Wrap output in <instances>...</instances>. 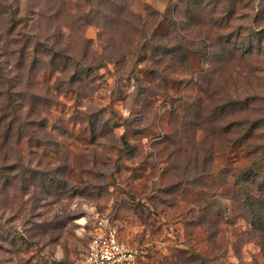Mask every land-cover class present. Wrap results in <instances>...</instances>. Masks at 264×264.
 I'll list each match as a JSON object with an SVG mask.
<instances>
[{"label":"rangeland","instance_id":"374dc122","mask_svg":"<svg viewBox=\"0 0 264 264\" xmlns=\"http://www.w3.org/2000/svg\"><path fill=\"white\" fill-rule=\"evenodd\" d=\"M88 2L0 0V264H264V0Z\"/></svg>","mask_w":264,"mask_h":264},{"label":"built area","instance_id":"2783aa9c","mask_svg":"<svg viewBox=\"0 0 264 264\" xmlns=\"http://www.w3.org/2000/svg\"><path fill=\"white\" fill-rule=\"evenodd\" d=\"M137 249L125 242L109 216L97 220L81 264H134Z\"/></svg>","mask_w":264,"mask_h":264},{"label":"trees","instance_id":"16d2710c","mask_svg":"<svg viewBox=\"0 0 264 264\" xmlns=\"http://www.w3.org/2000/svg\"><path fill=\"white\" fill-rule=\"evenodd\" d=\"M89 2L88 3H90L91 2V0H88ZM34 39H35V41H36V46H35V50H34V52L35 53H37V52H39L40 50H41V57H45V55H47L48 53H52V52H57L58 50V48H56L53 44H51V43H49V42H45V41H43V40H41L42 39V37L40 36V34L37 32V30H34ZM252 45H253V43L251 42L250 43V47L252 48ZM39 48H40V50H39ZM250 48V49H251ZM249 51H251V50H249ZM37 54H35V56H36ZM43 58H41V61H44L43 60ZM33 64H34V62H33ZM51 71H55V70H51ZM58 71V70H57ZM61 73V72H60ZM51 96H52V94H51Z\"/></svg>","mask_w":264,"mask_h":264}]
</instances>
